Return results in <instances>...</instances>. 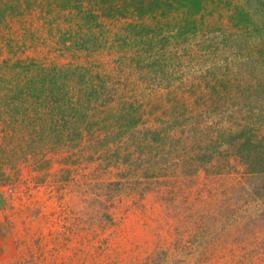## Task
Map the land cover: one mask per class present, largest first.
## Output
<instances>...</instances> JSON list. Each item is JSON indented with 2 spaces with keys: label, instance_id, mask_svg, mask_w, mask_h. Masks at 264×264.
Wrapping results in <instances>:
<instances>
[{
  "label": "rangeland",
  "instance_id": "rangeland-1",
  "mask_svg": "<svg viewBox=\"0 0 264 264\" xmlns=\"http://www.w3.org/2000/svg\"><path fill=\"white\" fill-rule=\"evenodd\" d=\"M32 1L20 12L7 8L0 22V96L10 93L13 73L25 75L17 60L77 64L107 79L113 98L106 109L133 101L142 120L107 147L97 144L105 131L76 146L68 138L55 146L47 130L39 139L34 123L14 120L0 103V264H264L244 256L264 251L263 226L251 236L244 232L256 215L263 221L264 199L231 189L244 174L238 160L215 157L212 164H226L222 178L208 173L210 163L192 174L177 164L194 155L190 144L208 141L218 129L248 124L264 134V30L236 27L229 18L235 5L248 2L258 20L264 0L218 1L186 36L176 28L182 15L172 12L167 37L153 43L128 37L122 25L131 18H100L89 48L63 40L76 19L58 11L55 0L52 7ZM156 127L166 128L167 147L180 141L179 150L160 160L165 174L144 178L140 167L125 175L127 166L112 149L121 142L133 152L130 133ZM149 154L146 148L143 159ZM226 205L235 211L221 218Z\"/></svg>",
  "mask_w": 264,
  "mask_h": 264
},
{
  "label": "trees",
  "instance_id": "trees-1",
  "mask_svg": "<svg viewBox=\"0 0 264 264\" xmlns=\"http://www.w3.org/2000/svg\"><path fill=\"white\" fill-rule=\"evenodd\" d=\"M55 1L58 11H68V14L76 19L62 33L63 40L65 42L69 40L70 45L74 44L79 48H89L90 45L87 44L92 41L89 38L92 34V26H101L100 18H131V21L123 23L122 28L129 30V32L127 31L128 37L132 36L133 41L138 44L162 42L167 37L164 31L168 29L167 25L171 24L168 19L166 20L170 13L182 15L180 22L176 24V28L180 35L186 36L189 32L197 30L208 10L213 12L210 5L214 7L218 1L229 2V0ZM52 2V0H47L50 7H52ZM32 3L35 2L32 0H4L3 5L0 0V22L7 12V8L11 12H20L19 9L23 4L31 6ZM249 5L248 2L246 5H235L229 16L230 21L236 27H245L249 31L260 32L264 30L262 3L258 5L256 10L259 15L258 20L254 18V13L252 14L251 10L248 9ZM49 11L51 12V9ZM198 14L200 18L196 17ZM85 28H87L86 31ZM112 33L116 38L121 36L117 31ZM121 38H125V36ZM95 45L98 46L97 43ZM15 65L19 66L25 75L21 78L19 71V73H13V76L16 74L18 76L8 80L4 79L7 82H13V85L9 94L0 96V103L8 107V114L13 116L14 120L22 123L26 121L34 123V132L39 139L48 131L55 146H59L61 142L65 141V138H68V141L76 146L81 143L84 136L93 139L100 136L101 131H105L104 135L99 137L97 144L100 147L104 145L107 147L111 141L120 140L123 135L138 126L142 120L140 108L133 101H122L116 112L112 107L106 109L107 104L113 98L108 93L107 79L99 72L91 73L86 66L77 64L60 66L53 63L42 65L36 63L34 59L29 61L17 60ZM38 121H42L43 124L36 128ZM110 128H115V132H109ZM165 130L164 127L161 129L157 127L144 128L139 130L140 136L132 131L129 139L133 142L132 145L135 150L133 152L127 149L128 145H124L125 143L118 142L114 146L111 151L112 156L116 161L127 166L125 175L127 173L134 174L140 167L144 168L140 173V176L144 178L152 176L157 178L165 174L162 171L163 167L160 160L161 163L166 162L168 157L164 153L179 150L180 143V141H173L171 147H167ZM96 132L98 133L95 134ZM207 140L194 144L189 143L191 149L195 151L194 155H187L177 160V164L181 166L183 173L192 174L198 165L206 166L210 163L209 166H206L208 173L216 178H222L226 164H212L213 160L219 155L227 162L230 156H234L243 166L242 172L244 174L242 173L239 182L232 185L231 189L236 191L242 188L256 199H264V134H258L253 127L249 128L248 124H244L236 130L231 128L218 129ZM146 148L150 154L146 159H143L142 153ZM152 149L155 150L154 154ZM162 151L164 155L159 156ZM133 153L136 155L134 156ZM157 153L160 154L156 155ZM196 163L198 164L195 165ZM145 164L148 165L144 166ZM229 170L227 169V171ZM218 175L220 176L217 177ZM116 183L119 182L113 184ZM257 184L258 188L253 189L252 186H257ZM249 186L251 189L247 188ZM229 192L233 191L229 190ZM203 201L205 200L203 199ZM229 205H226V214L221 215V218L222 216L229 218L230 213L232 216V211L235 210H230ZM217 210L220 214V210ZM107 217L110 218L108 215ZM253 219L254 226L244 231L251 233L249 236L256 234L258 232L256 229L259 226L264 227V219L258 222V215ZM216 220L220 219L216 217L213 222ZM160 254V251L155 254L158 257V262L161 259ZM244 256H249L250 261H253L252 257L264 259V251L258 255L247 254Z\"/></svg>",
  "mask_w": 264,
  "mask_h": 264
}]
</instances>
